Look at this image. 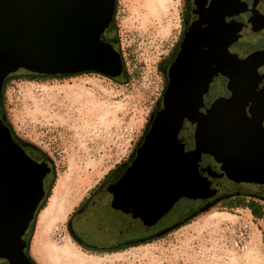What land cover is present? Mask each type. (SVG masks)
<instances>
[{
    "label": "rangeland",
    "instance_id": "rangeland-1",
    "mask_svg": "<svg viewBox=\"0 0 264 264\" xmlns=\"http://www.w3.org/2000/svg\"><path fill=\"white\" fill-rule=\"evenodd\" d=\"M183 14L184 0H116L113 27L124 67L121 80L98 73L35 78L18 70L5 83L2 116L17 140L36 149L54 170L52 188H46L47 198L24 235L28 232L35 264H75V256L100 264H264V184L249 180L219 178L212 182L217 191L212 199L178 200L155 230L178 225L134 247L88 250L67 228L91 192L134 154L161 93V65L178 37ZM253 48L264 49V32L255 34ZM203 161L214 164L211 158ZM64 178L72 180L70 207L41 231L39 215ZM238 219L252 223L253 235L243 252L233 249L225 228L227 221ZM40 235L44 239L38 245ZM49 244L67 248L68 254L56 259Z\"/></svg>",
    "mask_w": 264,
    "mask_h": 264
},
{
    "label": "water",
    "instance_id": "water-1",
    "mask_svg": "<svg viewBox=\"0 0 264 264\" xmlns=\"http://www.w3.org/2000/svg\"><path fill=\"white\" fill-rule=\"evenodd\" d=\"M115 4L116 0H0V97L4 80L19 69L47 76L79 72L120 76V53L100 40L112 21ZM248 78L242 73L232 96L213 104L207 117L197 123L198 150L190 164L198 180L197 162L203 151L221 169L220 174L210 175L264 184V97L255 85L247 84ZM171 107L165 105L161 122L154 123L129 171L144 152L167 146L176 150L173 120L184 108ZM49 172L47 163L26 154L0 118V264H34L24 251L23 236L45 196L43 180ZM202 182L209 189L203 197H211L210 182L206 178Z\"/></svg>",
    "mask_w": 264,
    "mask_h": 264
},
{
    "label": "flooded vegetation",
    "instance_id": "flooded-vegetation-1",
    "mask_svg": "<svg viewBox=\"0 0 264 264\" xmlns=\"http://www.w3.org/2000/svg\"><path fill=\"white\" fill-rule=\"evenodd\" d=\"M258 32H264V0H184L183 21L178 37L172 45L170 55L161 65L162 90L134 154L128 162L112 171L97 189L91 192L68 222L69 232L81 246L92 251H117L140 245L169 232L178 225L177 222L169 227L155 230L160 219L178 200L210 199L203 197L209 189L206 182L202 183V179L211 181L210 190L214 194L212 182L219 177L210 173L220 174L216 168L219 164L211 155L203 151L200 152L197 162L199 181L204 188L203 195L199 198L185 194H181L180 197L174 195L173 198L177 200L161 215L164 209L148 218L139 210L121 208L119 201L116 200L121 193L116 189L120 179L129 172L138 151L141 152L140 150L145 146L154 123L161 122L165 105L170 103L174 110L184 108L173 120L174 127L176 126L175 148L179 153L193 157V152L198 150L196 134L198 121L207 117L213 104L224 102L232 96V91L239 87L237 82L240 81L242 73L250 76L247 84L255 85V91L264 97V49L253 48L255 34ZM100 40L120 53L113 18L108 28L101 34ZM244 60L249 61L242 68ZM86 73L96 72H79L76 75ZM123 73L124 67L120 77ZM231 75H233L232 79ZM2 122L4 123L3 120ZM262 123L264 124V121ZM6 126L26 154L34 161L45 162L50 167L46 160L38 156L36 149L18 141L11 127ZM204 158H211L214 164L203 161ZM43 187L45 192L44 183ZM50 200L49 198L48 205ZM48 205L39 215V228L40 217ZM191 215L192 213L183 219ZM30 228L28 227V232ZM143 231L147 233L144 234ZM27 234L26 237L23 236L26 244ZM24 251L29 256L28 246Z\"/></svg>",
    "mask_w": 264,
    "mask_h": 264
},
{
    "label": "bare ground",
    "instance_id": "bare-ground-1",
    "mask_svg": "<svg viewBox=\"0 0 264 264\" xmlns=\"http://www.w3.org/2000/svg\"><path fill=\"white\" fill-rule=\"evenodd\" d=\"M191 158L182 156L169 146L144 152L139 162L117 186L116 190L121 193L116 199L119 206L125 210H139L151 218L161 209L166 211L177 193L203 195V182L195 177L190 164ZM71 183L70 178L62 180L61 187L57 188L48 208L40 217L41 231L50 228L56 220L65 216L70 207L68 189ZM42 237L40 235L37 242L39 245L44 239ZM47 246L58 260H63L60 258L68 252L67 248L60 249L57 245ZM74 259L75 264H100L97 260L89 261L84 257L75 256Z\"/></svg>",
    "mask_w": 264,
    "mask_h": 264
},
{
    "label": "built area",
    "instance_id": "built-area-1",
    "mask_svg": "<svg viewBox=\"0 0 264 264\" xmlns=\"http://www.w3.org/2000/svg\"><path fill=\"white\" fill-rule=\"evenodd\" d=\"M225 228L231 235L230 242L233 249L243 252L249 247L253 235L251 221H248V219L227 221Z\"/></svg>",
    "mask_w": 264,
    "mask_h": 264
},
{
    "label": "trees",
    "instance_id": "trees-1",
    "mask_svg": "<svg viewBox=\"0 0 264 264\" xmlns=\"http://www.w3.org/2000/svg\"><path fill=\"white\" fill-rule=\"evenodd\" d=\"M20 70V72H23L24 74H26V76H28V77H35V78H61V77H65V76H73V75H76V74H71V75H56V76H47V75H39V74H34V73H30V72H28V71H25V70H23V69H19ZM16 74V72L14 73V75ZM13 75V76H14ZM13 76L12 77H9V78H7V79H5L4 80V82H3V87H4V85H5V83L7 82V81H9L10 79H12L13 78ZM121 78H122V76L120 77H116V78H111L112 80H121ZM2 94H3V88H2V91H1V96H2ZM0 99H1V97H0ZM0 110H1V107H0ZM0 117H1V119L4 121V123L6 124V125H9L8 123H7V121L5 120V118L2 116V114H1V111H0ZM38 155H40V153H38ZM41 156V155H40ZM41 159H43L44 160V158L43 157H41ZM48 177V181H47V183H46V185H45V196H44V198L42 199V201L40 202V204H39V206H38V208H37V211H36V213H35V216H36V214L38 213V211H39V209H40V205H41V203L44 201V199H46L47 198V193H46V188L47 189H51L52 188V185H53V181H54V170L50 167V172L44 177V180H45V178H47ZM43 180V181H44ZM216 193H217V191H215L214 192V194L216 195ZM212 195L211 197H210V199H212L215 195ZM210 199H208V200H210ZM35 216H34V219H33V221L35 220ZM33 221L31 222V224L33 223Z\"/></svg>",
    "mask_w": 264,
    "mask_h": 264
}]
</instances>
